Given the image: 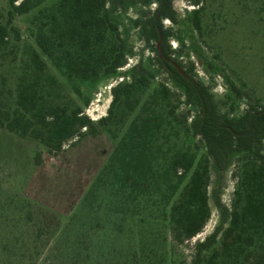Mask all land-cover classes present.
<instances>
[{"label": "trees", "instance_id": "16d2710c", "mask_svg": "<svg viewBox=\"0 0 264 264\" xmlns=\"http://www.w3.org/2000/svg\"><path fill=\"white\" fill-rule=\"evenodd\" d=\"M48 1L8 0L7 14L0 12V128L45 146L52 156L87 137L106 132L113 140L125 130L71 223L104 196L117 215L166 223L172 254L178 255L211 219L212 170L225 171L236 157L231 207L214 191L220 221L195 242L191 260L178 264H264V106L251 103L239 116L222 113L194 64L185 66L173 57L171 30L164 23L177 22L174 0ZM132 3L146 9L133 20L140 38L181 92L159 83L127 125L154 79L138 65L129 81L112 87L107 115L95 122L85 114L89 99L79 84L110 78L126 66L132 49L113 12ZM193 7L200 29L199 1ZM18 17L28 18L32 41L23 37ZM233 90L242 97L236 86ZM182 96L190 109L179 114ZM39 158L40 153L36 164ZM85 245L78 244L71 262L103 264V253ZM150 251L141 264L166 262L157 250ZM135 257L128 255L123 264H136Z\"/></svg>", "mask_w": 264, "mask_h": 264}, {"label": "rangeland", "instance_id": "374dc122", "mask_svg": "<svg viewBox=\"0 0 264 264\" xmlns=\"http://www.w3.org/2000/svg\"><path fill=\"white\" fill-rule=\"evenodd\" d=\"M197 1L200 29L193 13ZM8 8V0H0V12L6 15ZM174 9L177 22L164 23L171 30L169 45L173 57L185 66L194 64L196 76L211 89L222 113L239 116L251 103L263 107L264 0H174ZM145 11L140 4L132 3L126 10L113 12L132 54L117 75L79 84L89 99L85 114L95 122L107 115L112 87L129 81L130 71L138 65L153 73L154 79L127 125L159 83H167L177 94L181 92L158 66L154 50L145 46L133 24ZM16 23L23 37L32 41L27 30L28 18L18 17ZM234 86L242 97L233 90ZM181 101L179 114L190 109L183 103V96ZM193 115L194 112L190 118ZM124 131L113 140L106 132L87 137L77 146L69 145L60 155L52 156L45 146L0 128V264H73L71 258L81 243L95 254L103 253V264H113L115 259L117 264H123L128 255L134 254L136 264H141L152 253L151 249L158 251L159 259L166 261L164 264L191 260L195 242L210 235L220 221L214 191H218L224 206L231 207L237 182L236 157L229 161L225 171L212 170L211 219L199 236L179 247L178 255L172 254L166 223L147 217L132 219L130 214L126 218L117 215L104 196L94 210L80 211L71 223L73 211L79 208ZM38 153L40 161L36 164Z\"/></svg>", "mask_w": 264, "mask_h": 264}]
</instances>
